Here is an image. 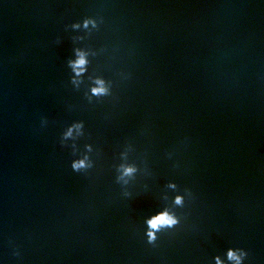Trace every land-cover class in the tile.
<instances>
[{
    "label": "water",
    "instance_id": "obj_1",
    "mask_svg": "<svg viewBox=\"0 0 264 264\" xmlns=\"http://www.w3.org/2000/svg\"><path fill=\"white\" fill-rule=\"evenodd\" d=\"M230 247L264 264V0H0V264Z\"/></svg>",
    "mask_w": 264,
    "mask_h": 264
},
{
    "label": "clouds",
    "instance_id": "obj_2",
    "mask_svg": "<svg viewBox=\"0 0 264 264\" xmlns=\"http://www.w3.org/2000/svg\"><path fill=\"white\" fill-rule=\"evenodd\" d=\"M84 26L87 27L89 23H92L94 26L96 24V19L93 17H87L83 20ZM80 26L79 22H76L73 24V27L78 28ZM72 67L76 70L77 75H79L84 69L83 65L86 63V59L83 53L79 54L78 59L75 61L69 62ZM98 87H93L92 93L93 95H102L107 94V89L103 86V81L98 82ZM46 123V121H45ZM71 130H69L70 134ZM86 166V162L83 159L75 160L72 163V168L75 171H79L82 167ZM134 171V169L129 166L124 169L125 175L131 174ZM175 187V185H173ZM176 204L183 205L184 204V198L183 196H177L175 200ZM148 231H147V238L149 243H155L158 239L156 233L160 230L161 227L166 228H174L176 225L180 223V217L176 213H170L168 210H165L163 212L157 213L152 218H150L148 221ZM248 256V252L243 248H236V247H230L228 248V260H234L236 261V264H244L245 258ZM219 256L216 257V260L219 262Z\"/></svg>",
    "mask_w": 264,
    "mask_h": 264
}]
</instances>
